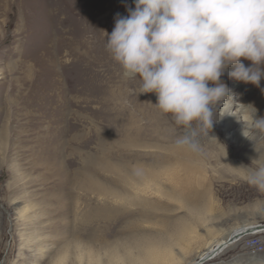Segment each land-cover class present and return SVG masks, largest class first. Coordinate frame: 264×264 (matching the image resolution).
Returning <instances> with one entry per match:
<instances>
[{
    "label": "rangeland",
    "instance_id": "rangeland-1",
    "mask_svg": "<svg viewBox=\"0 0 264 264\" xmlns=\"http://www.w3.org/2000/svg\"><path fill=\"white\" fill-rule=\"evenodd\" d=\"M126 5L0 0V264H111L127 250L142 264L176 231L178 264L195 263L225 235L264 225V192L243 170L264 164V140L242 137L240 120L247 105L264 117V79L226 72L231 96L209 135L177 146L192 130L123 79L106 49ZM203 264H264V252L241 239Z\"/></svg>",
    "mask_w": 264,
    "mask_h": 264
},
{
    "label": "clouds",
    "instance_id": "clouds-1",
    "mask_svg": "<svg viewBox=\"0 0 264 264\" xmlns=\"http://www.w3.org/2000/svg\"><path fill=\"white\" fill-rule=\"evenodd\" d=\"M126 9V16L116 15L106 49L123 79H138L140 95L154 93L161 114L192 130L177 146L195 149L196 129L209 135L217 109L231 96L221 77L227 72L256 86L264 79V0H134ZM244 108L252 111L240 119L242 135L264 140V117L252 105ZM253 163L243 166L246 178L264 192V164Z\"/></svg>",
    "mask_w": 264,
    "mask_h": 264
},
{
    "label": "bare ground",
    "instance_id": "bare-ground-1",
    "mask_svg": "<svg viewBox=\"0 0 264 264\" xmlns=\"http://www.w3.org/2000/svg\"><path fill=\"white\" fill-rule=\"evenodd\" d=\"M92 1L93 0H84V2L87 4L86 6L87 8L90 6ZM261 229L257 225L256 226H243L241 228H238L234 232H231L225 235L223 238H221L218 241L217 247L213 248L210 251L209 255L206 256V258L201 259L199 262H195V263L192 262V263H185V264H203V263L209 262L215 257L220 256L228 248H230L236 242L240 241L241 239H243L245 236L249 234H253V240H256V242H264V235H256V234L264 233V231ZM249 232H252V233H249ZM171 237H172V240L169 244H163L164 245L163 248H166V249L160 248V250L159 249H154L152 251L147 250L148 251L147 256H145V258L143 259H138L140 260V263L146 264L148 262H154L156 264H178L179 259L177 258L175 248H173V245H171L172 243H174V245L176 243L177 245V231L174 232V234ZM37 247H39V243L37 241H34L29 245L28 249L30 251H34L37 249ZM252 252L256 254V253H261L264 251H260V252L252 251ZM81 255L82 253L79 256L81 257ZM20 257L21 259H24L23 256H20ZM44 257H46V255L44 254V252H42L39 256V259H43ZM210 257H214V258L209 259ZM184 258H182L181 260L184 261L185 260ZM109 259H110L109 261L111 264H134L135 261H137L136 260L137 258L133 255V252L131 250H127V253L125 255L123 254L121 255V253L116 252L115 254L111 255ZM80 261L82 260L80 259ZM90 262L91 264H104L100 258H93ZM59 264H61V262H59Z\"/></svg>",
    "mask_w": 264,
    "mask_h": 264
},
{
    "label": "built area",
    "instance_id": "built-area-1",
    "mask_svg": "<svg viewBox=\"0 0 264 264\" xmlns=\"http://www.w3.org/2000/svg\"><path fill=\"white\" fill-rule=\"evenodd\" d=\"M242 240L244 251H264V242H256V240H253V234L245 236Z\"/></svg>",
    "mask_w": 264,
    "mask_h": 264
},
{
    "label": "water",
    "instance_id": "water-1",
    "mask_svg": "<svg viewBox=\"0 0 264 264\" xmlns=\"http://www.w3.org/2000/svg\"><path fill=\"white\" fill-rule=\"evenodd\" d=\"M257 226L260 227V229L262 228L261 230L264 231V225H257ZM254 232H255V231H254ZM249 233H252V232H249ZM241 238H243V237H241ZM241 238H240V239H241ZM240 239H239V240H240ZM212 258H214V257H210L209 259H212Z\"/></svg>",
    "mask_w": 264,
    "mask_h": 264
}]
</instances>
